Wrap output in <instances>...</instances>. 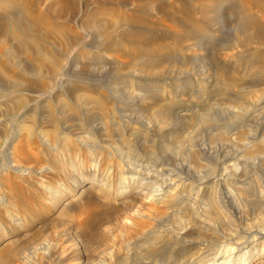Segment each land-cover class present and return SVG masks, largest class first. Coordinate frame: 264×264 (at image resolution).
<instances>
[{"label": "rangeland", "instance_id": "1", "mask_svg": "<svg viewBox=\"0 0 264 264\" xmlns=\"http://www.w3.org/2000/svg\"><path fill=\"white\" fill-rule=\"evenodd\" d=\"M15 1L16 0H14L13 2L12 1L6 2L5 4H11V5L17 4L19 6V5H23L24 3V0H22L23 2L22 1L18 2V0L17 2ZM130 1H131V4L126 7L127 10L125 9L127 12L134 11L135 10L134 8H136V5H139L141 3L140 1L138 2L135 0L134 1L130 0ZM54 2L55 0H47L44 3L43 8L47 7V9H49L50 5H52ZM116 2L113 5H115ZM168 2L169 1H167L166 5L169 4ZM230 4L231 3L227 1H222L220 3L221 10L224 12V9H227L230 6ZM150 7H151V13H153V14L150 13V18L152 19V21L157 22V24H161V26L158 25L155 27H149V26L143 25L144 29L143 28L141 29H143L144 31H150L153 34V37L155 39H160V38L164 39L163 37L165 36H170V35L175 34L174 31H171V29L168 28V26H170L169 21L173 17L179 18L180 16L182 18L179 12H176L175 9L174 10L169 9L168 11L169 15L162 16V14L156 13L157 11H155L156 8L153 4H151ZM91 9L93 10V8ZM172 11H174V13ZM168 13L166 12V14ZM27 18L28 20H30V17H27ZM67 18L68 17H65V16L54 18V24L57 27H60V29H58L60 33L58 34V36L57 35L55 36V39H53L54 41L48 42L51 50L52 51L54 50L53 53L55 52L54 55L57 54L56 56L58 59L62 58V54L64 52L63 48L65 47V34L67 35V33L70 32L69 34H72L75 36H78V35L81 36V32L78 30L76 24L74 23L70 24L68 22L69 18L68 19ZM0 19H7L6 13L1 12ZM223 19H224L223 20L224 22L222 21L220 25L211 26L210 28L211 36L214 37L215 39H220L221 41L220 49L223 48L221 51L219 49L221 54H219L220 53L219 51L215 52L216 55L212 58L213 62L210 61L211 54H208L209 59L208 58L206 59L204 57L205 56L204 54L206 53V51H208L209 45H207V47L203 46V48L202 46L200 47L197 46V48L193 47V50H191L189 54H186L185 51L176 50L171 44H169L170 42L166 39L167 37H165V39L167 40V42L165 43L166 44L168 43L169 45L168 48L170 47L169 48L170 51L175 53V56L177 57L176 62L168 60L166 58L160 59L161 60L160 61L158 58H155L152 56L149 58L150 60H146L141 63L139 62L135 66L133 65L135 67L134 69H133V66L127 65L126 63H123L121 61H118L119 63L121 62L120 64L115 62L114 65L111 66L113 68L107 67V64L106 65L98 64L99 66L98 68L97 66L95 67L92 66L91 68L93 70L92 72L93 75L89 72V75L91 76H84V77H87L88 79L89 78L96 79V77H100L102 75L101 77L105 80L103 82L101 81L100 82L101 84H99L98 87H96L98 91L97 90L92 91L94 92V94L91 93V91H87L90 94L89 93L86 94L83 91L84 94L82 95L83 97L85 96V100H88V99L90 100V98H92L93 96H94L93 98H95L96 96L98 100H101V102L103 101L101 105H103L104 108H106V114L103 118H101V116H99L98 114L96 121L94 123H91V126H87L92 129L96 128L95 130L91 129V132L73 125L74 123H77V121L75 120L69 123L70 126L66 127V129L70 127L69 130L72 129V131L64 129V131L62 132L61 130H58V129L56 130L54 127H51L49 123L46 122L47 120L45 119L46 118L45 111L47 109L46 105L50 104V101L52 104L54 97L59 96V98L64 101L66 97L65 90L67 88H75L74 85H76L77 87L82 85L80 81H77V76L75 77V73L81 70L82 65L78 62H74L70 65H68L67 63V61L70 59V56L78 55L77 53H78L79 48L75 46L70 51L66 52L67 57L62 58L63 62L61 61L62 63L59 65L57 69L56 77L50 78L47 70L45 69L42 70L40 74H37V75L34 74L33 71L34 69L36 70L37 68L33 64L35 63L37 66L38 64L34 62V60L32 61L30 59L31 57L30 54L24 55L23 53L15 52V47H14L15 44L13 41H10L9 39H6L4 37L0 38V45L2 44L0 46V57L3 58V59L0 58V60H2L3 63H6L8 60L11 65L13 64L12 65L14 68L13 71L15 73L17 74L19 73L21 76H23V78L27 80L36 81V79H38L37 80L38 82L39 80L40 81L45 80L46 82H48L47 89L48 87L50 88L49 89L50 91L47 90V92L49 91L50 94H48L49 93L48 92L47 96H45L44 99H42L39 95H37L38 94L37 92H32V91H27L29 94L27 92L25 93V91L22 93L18 92L16 94L10 89H8L10 86H12L13 81L15 79L14 77L15 75L13 73L3 74L0 72V264H165V263L169 264L170 262H175V264L176 263L184 264L183 262H185L189 257L194 255L196 252H198L200 250L198 248L199 247L201 248L203 244H205V242L212 243V244L216 243L215 245L216 252L219 251V249H223V252L225 250L226 252L225 256H227V260H228L227 264H235L234 262L236 258L238 260L237 256L240 255L242 251H245V250L247 251L248 249H250L249 247L251 246L250 243H252L251 242L252 238L254 236L261 235V233L264 234V213H263L264 212V207H263L264 206V194H263L264 189H262L264 187V169H263L264 168V150L262 151L263 154L260 153L261 152L260 149H258L260 150L259 153L258 152L256 153V149L255 150L253 149L254 151L251 149L247 150L249 154H251L250 152H252L257 157L256 156L253 157L254 159L250 164L251 166L248 167L250 172L246 175L247 177L244 176L241 179L244 187L242 184L238 186H234V187L230 186L229 188L231 189V194L233 193L234 197L233 195H228L229 196L228 197L226 194L220 193V191L218 190L219 187H217L216 192H218V194L216 193V199L218 198L217 199L218 202L216 200L215 207L212 206L207 193H205V196L204 195L195 196V194H193L196 192L195 190L190 189L191 190L190 191L189 188L187 190L186 187H184L185 188L184 189L182 185L180 184V179L184 178L185 176H188V177L191 176V178L192 179L194 178L195 180L199 178L200 180H203L207 175H210L209 170L211 169L210 167H212L213 165L212 163H209L210 162L209 159L211 160L216 156V154H213L214 153L213 151H215L216 153L217 150L221 146L226 145V144L231 147H234V146L244 147L245 144H243V142L247 143L246 142L247 136H249V134L254 133V130L256 129L257 124H258L256 122L264 117V114H257L259 110V106L254 105L259 99L258 96L261 97L262 95H264V92H263L264 91V84H263L264 77L262 80V76H264V73H262L264 72V62L262 63L257 62L256 66L253 65L251 68L247 66L249 63L246 61V60L249 61V58L251 59L257 56L259 53L263 54L264 47H262V49L260 47H257L254 50L256 45L254 43H249L248 45V43L245 41L247 40L246 36L248 32L241 31L237 27L236 23L234 22L235 18L225 17ZM232 20H233V23L231 22ZM92 22L94 24L98 23L105 27L107 25L108 30L112 29L111 31L117 32V34L121 32V29L129 28V27H124V28L119 27V24L117 25L116 19H112V18L108 19L107 17L102 16V15L95 16L92 19ZM165 25H167V27ZM145 26L147 27V30ZM67 27H70V31L65 30V33L62 32L63 29ZM230 28L231 29L234 28V29L231 30ZM165 39L164 41H166ZM243 40L247 44L248 47L243 42ZM86 42H89L88 38H86ZM161 43H164V42L162 41ZM189 43L191 44L192 41H190ZM243 43H244V46H243ZM249 46L251 47V49ZM124 47L128 49L131 47L134 48L133 45H127V44ZM198 47L200 48V50ZM252 49H253V52H252ZM180 51L182 53H180ZM195 51H196V55L201 54L202 57L197 56L194 58V61L189 60V58ZM245 51L248 52V54ZM250 51L252 52V55H250L251 54ZM256 51H257V55H256ZM177 53H180V54H177ZM101 54L103 53L101 52ZM183 54H186V55L183 56ZM187 55L188 56L190 55V56L186 57ZM223 55L224 57L227 56L225 57L226 59L224 57L222 58L223 61H226L224 65H223V61H221L222 59H220V56H223ZM185 57L186 59H184ZM215 57L218 60H216ZM184 60L190 61V62H186ZM245 61L246 63H244ZM215 62H216V65L218 63L219 65L227 68L229 71H234L235 77L237 76L236 73H238L239 75L241 73L243 66L246 65L243 68L244 70H242L243 72L241 73V75H239L241 77L239 86L241 87L242 85L244 88L241 87L242 88L241 89L239 87L238 90H236L237 92L234 90V93L238 94L241 91L242 92L241 94L246 96V99L244 102L245 104L240 103L241 105H238L239 103L237 102L238 101L237 98L239 94L234 96L233 91H230L231 95L228 93L229 91H222V92L217 91L216 92L215 89L217 88L216 86H218L216 85L218 82L217 80H216L217 83L214 82L215 80L213 78L214 76L211 75L213 67L216 66V65H213V63ZM241 62L243 65L241 64ZM207 63H209L210 68ZM182 64L186 65V68H188L186 70H188V72H187V75L185 74V76L181 77V71H183V68H184L182 67ZM238 64H240L241 68L238 67L239 66ZM152 66L154 67V69L151 70ZM26 67L27 69H30L31 67L33 69L31 68V70L29 71H22ZM140 67L142 69H139ZM229 67L230 68L232 67V68L230 69ZM233 67H235V69H237L238 67L239 69H237L236 71ZM108 68L112 69V70L109 69V71H112L113 73H115L114 76H110V75L108 76V74L104 72L105 70H108ZM248 68H249V73L246 76L245 73L246 71L248 72V70H246ZM250 70H252L253 73ZM100 71L104 72L103 74H107V77H105L106 75H103L102 72L100 73ZM159 72H162V73H159ZM169 72L173 73L171 74L172 76L170 75ZM197 72L199 73V75ZM27 73L28 74L30 73V74L28 75ZM148 73L150 74V76L148 75ZM98 74L100 75L97 76ZM152 75L153 77H151ZM165 75H168V76H165ZM249 75L254 76L255 77V78L253 77L254 79H257V78L259 79L254 80ZM205 76H207V78ZM172 77H174L175 79ZM116 78L118 80H116ZM212 78L214 80H211ZM245 78H247V80ZM155 79H158V80H155ZM207 79L208 81L210 80L209 84L206 81ZM71 81L73 82V85ZM145 82L147 84H152L154 82L153 85H157V86L160 85L159 86L160 88L163 86L161 88V91L162 92L164 91L163 92L164 94H162L161 92L160 95L157 96V99L160 100L164 104L170 102L169 100H172L170 95L171 96L174 95L176 97V100H177L176 105L178 104L177 106L179 107L177 106L173 107V110L175 111L173 110L171 111L170 109H172V107H169L170 108L169 110L170 112L173 113L174 120L176 119L175 128H177V130H176V133H173V135L171 134V131L165 132V134H163V139H162L163 141L165 139V142L167 141L168 143H171L169 144V147L164 146V147L156 148L154 145L157 143L153 141L154 139L153 140L151 139L150 141L148 140V142L145 141L144 143H147L145 145L141 141L143 140L141 138L142 136L140 137V134L143 135V125L140 124V122H142L143 120L145 121L146 118H149V116L153 113V110L149 109L150 107L149 105H151L152 104L151 102L155 100L153 96H147L146 94H143L142 92H139L136 89L137 87L147 85L145 84ZM69 83L71 86L69 85ZM108 83H111V85ZM175 83L180 88H182V86H184L185 84L189 86L188 88L184 89L185 91L181 89L179 91L173 92V88L176 85ZM117 84H118V88H115L117 87L116 86ZM55 85L57 86L55 87ZM170 85L171 86L173 85V87H171ZM53 87L54 88L59 87L60 90L58 89L59 91H55L54 93V91L52 92ZM107 87H109L110 90ZM249 87H251L252 90ZM170 90H172L173 92L172 94L170 93ZM113 91H116V92H113ZM83 92L80 91L79 95H81V93ZM166 92L168 93V95H166ZM257 92H260V93H257ZM51 93H53V95H51ZM63 94H64V99H63ZM111 94L113 96H111ZM116 94H124L125 97L127 98H130L132 96L134 97L135 95L138 94L137 96L140 97L143 101L146 100L144 102L145 105H141L139 107L133 106L132 108H125L123 102L122 104L119 99H118L119 101L115 100L117 98ZM227 94H229L228 95L229 98L227 97ZM112 97L114 98L116 97V98L114 99ZM200 97L202 98V100L200 99ZM233 97L234 98L236 97V98L232 99ZM19 98L24 99L23 105L18 104ZM107 98H109L110 100ZM102 99H105V100H102ZM233 100L235 101L233 102ZM201 101L202 102L204 101L203 104ZM250 101H255V102L252 103ZM42 102H43V105H40L42 104ZM232 102L234 103L233 105H232ZM246 103L251 104L250 109H248L249 105L245 106ZM234 105L237 107L236 108L232 107ZM93 106L91 105L90 109L94 112L99 113L100 107L98 106V108H95L96 106L95 104ZM117 106L119 107V109H117ZM262 106L264 107V104H262L260 107ZM244 107L245 109L247 108L248 110L242 111ZM208 109L210 110L212 114L214 115L216 114L219 120L218 122L222 121L221 124H224L223 121L225 119L223 117L224 115H221L220 113L229 112L232 109H233L232 112L235 111V113L238 114V118H237L238 120L236 119L234 122L228 124L227 127H230V129L228 128L229 130L224 128L225 126L223 125H222V128L220 125L218 126V122H217V125L213 126L211 129H206L200 124V122H198L197 118L205 115L204 112L207 113L209 111ZM120 110H122V113H120L121 112ZM251 110L253 114L252 116H250ZM240 111L244 113L242 112L239 113ZM245 112L246 113L248 112V113L245 114ZM117 113H119L120 116ZM140 113H142V115ZM198 114H200V116ZM241 114L243 115V119H242ZM195 115H196V119H195ZM250 117H251V120H249ZM113 118H114V121H112ZM109 120H111L112 122H115L114 124L116 128L117 127L118 128L116 129L114 125L113 126L107 125V123L105 122H108ZM135 121H137V123ZM193 121L194 123L192 124ZM240 121L243 124L239 123ZM251 121L253 123H251ZM53 128L55 129V131ZM108 128L111 130L106 131V129ZM184 128L186 130H184ZM222 130L223 131L225 130L226 133L225 132L220 133V132H223ZM238 130H240L241 132L239 131V133H236L238 132ZM208 131L210 132L208 133ZM243 131L245 132V134L244 133L241 134ZM250 131L252 133H250ZM145 132L148 133V131H145ZM211 132L213 133L212 135H211ZM119 133L121 135H119ZM149 134L154 135L155 132L154 134L153 132ZM216 134H219V135L216 136ZM179 135L181 136L177 138V136ZM240 135L243 136L242 137L243 139L240 138L241 137ZM118 136H120V138ZM121 136L124 138L122 139ZM208 137L210 138V140L208 139ZM214 137L215 138L217 137L218 139L217 138L214 139ZM133 139H134V142L137 141L138 139L139 140L138 142H135L134 144V142L131 143ZM224 139H226V141ZM171 140H174V141L171 142ZM236 140H238L237 142L240 144H237ZM122 142H125V143L122 144ZM139 143H142V145ZM132 146L134 147L132 148ZM147 146L148 148H146ZM208 146H210L211 148ZM212 146H214L215 149ZM151 147H154L155 150L151 149ZM160 149L161 151H159ZM167 150H169V152H167ZM155 151L158 152V154ZM135 153H139L141 156L143 155L146 158L145 161L147 163L144 162V165H146L148 169H151L152 164H153L152 168L156 171H160L164 175L163 177H164L165 182L166 180H169V182H166V185L168 187L166 186L165 188V191L169 188L166 194L169 198L168 197L164 198L166 199V201L162 199L164 200L163 203L165 202L168 208L167 207L165 208V205H164L165 203L161 205L162 200H160V202H153L151 200L143 201V198L141 196H138L139 195L137 194L138 192L140 193L145 192V189L146 191L152 190L153 189L152 185L148 187L149 189L147 187L146 188L143 187L141 190H138V191L137 189L129 188L131 186L130 177H134L136 179L134 186L137 187V183L140 182V178L142 179V175H143V172H140L138 170L140 165H141L140 168H142V164H141L142 161L137 160V158H135L136 157ZM159 153L161 154L159 155ZM189 153L191 154L193 153V154L191 155ZM200 153L201 155L203 156L205 155V156L203 157L199 155L200 158L196 157ZM259 157H261L260 158L261 161L260 159L259 160L257 159ZM197 162L199 163L198 165H197ZM156 164H157V169H156ZM126 166L130 170H124ZM190 168H194V170ZM218 168L219 170H221L222 168L221 164L218 165ZM256 168H259V169L257 170ZM261 168L263 172L261 171ZM131 169L134 171V173L133 171H131ZM257 171H260V172H257ZM219 173L220 171L216 170L215 175H218ZM253 173L256 176H254ZM257 173H259L260 175ZM250 174H252L253 176ZM257 176L259 177V179ZM248 177L251 179L250 181ZM209 183L212 184L213 182L211 181ZM251 184L255 187L254 188L252 186L254 191L252 190L250 194H245L244 190L248 188L251 189ZM260 184L261 186L262 185L263 186L259 188ZM245 185H248V186H245ZM169 190H171V192ZM189 191L191 192V195ZM181 192L183 193L181 194L182 196L179 195ZM241 192H244L245 195H243ZM255 192L262 193V195L261 194L257 195V193ZM186 193L188 194L186 195ZM185 195H186V198H185ZM182 197H184L183 198L184 200L182 199ZM204 197H206L207 199L205 200ZM192 198H194L193 199L194 201L191 200ZM229 198L231 199L234 198V199L228 200ZM172 199H175V200H172ZM208 201L210 202L209 204L210 206L208 205ZM251 201L253 202V204ZM173 202L174 203L176 202V205H173ZM185 202L187 203L186 206L184 205ZM199 202L200 204H198ZM231 203L233 205H231ZM254 203L256 204V206ZM169 204L170 206H168ZM182 205L183 207H181ZM157 206H159L160 209ZM174 207L179 210L177 209L174 210L175 209ZM244 207L246 208L244 209ZM240 208L241 210L244 209L242 210L243 212L240 210ZM185 210L186 211L188 210L189 213L188 211L186 212ZM210 210H213V211H210ZM171 211L173 212L175 211L174 213L172 212L173 215H171L170 213ZM178 211L181 213H179ZM237 211H240L241 213ZM183 213L184 215H182ZM214 213L215 214L217 213L216 215L218 216L216 217ZM222 215H223V219H222ZM260 215H263V217ZM175 217H178L180 219L175 218ZM182 217L183 218L185 217V219L183 220ZM189 217L191 218V220ZM218 218H221V220H219ZM155 220H157V222H155ZM193 220H196V221H193ZM224 220L227 224L224 222ZM170 221H173V224ZM188 221H193V222H188ZM177 222H179L180 224H178ZM200 222H203V223H200ZM191 223L192 224L195 223V224H193L192 226ZM208 223L209 224L211 223V226H209ZM165 224H167L168 227ZM171 224L174 226V228L172 227ZM177 224L179 226H177ZM196 224L199 225V228H200V225L203 224L201 225L202 227L200 228L201 230L198 228V225ZM162 225L165 227L162 228L163 227ZM185 225H187V227H185ZM194 225H196L197 227L196 226L194 227ZM189 226L190 227L192 226L191 227L192 229L189 228ZM183 227H185L186 229ZM225 227L228 231L225 229ZM170 228H171V232L173 231L174 233V238L170 237L172 235V233L170 234ZM234 228L238 230V233L236 232ZM163 229L164 231L166 230L167 231L164 232ZM197 229L198 231H196ZM177 230H178V234L176 235L175 232ZM179 230H182V231H179ZM193 231L195 232V234ZM208 231L212 233L210 232L208 233ZM153 232H156V233L153 234ZM161 232L162 233L164 232L163 233L164 235ZM219 232L221 235L223 234L222 238L224 239H220L221 235L219 234ZM148 235L149 236L151 235V236L148 237ZM168 236L172 239L173 242L170 241L171 239ZM198 238L199 240H202V241L200 242L197 241ZM208 238L212 239V240L209 239V241L211 242L206 240ZM152 239H154L153 242L151 241ZM155 239L157 240L155 241ZM192 239L195 241V243ZM203 239L205 240V242ZM226 239L228 240L226 241ZM165 240L166 242H164ZM175 240L176 242L179 243V245L178 243L175 244L176 242L174 243ZM259 240L261 239L257 238L256 241L254 242L258 243ZM221 241L223 242L220 243ZM188 242L190 243L188 244ZM164 243H165V246H164ZM155 244H157L156 247H159L157 250H156V247H154ZM260 244L253 245L252 253L254 252L260 253L261 250L262 251L264 250V245L261 246ZM166 246L169 248H167ZM171 246L172 247L176 246V247L175 248L173 247L172 249L170 248ZM152 247L155 248V250L152 249ZM166 248L169 250H167ZM189 250L191 251L190 253H189ZM167 251H171V252L167 253ZM191 253L193 254L189 255ZM165 255L167 258L165 259L166 261L164 262L163 256ZM179 255H180V258H179ZM256 257H259V256L257 255ZM262 258H259L263 260L259 264H264V257ZM167 259H169V262L167 261ZM223 259L224 257L220 260V262L224 261ZM255 260H251V264H256L257 260L256 261ZM181 261L183 262L181 263ZM198 263L199 262L196 261V263L194 264H198ZM199 264H204V262L199 263Z\"/></svg>", "mask_w": 264, "mask_h": 264}, {"label": "bare ground", "instance_id": "2", "mask_svg": "<svg viewBox=\"0 0 264 264\" xmlns=\"http://www.w3.org/2000/svg\"><path fill=\"white\" fill-rule=\"evenodd\" d=\"M13 2L14 0H0V13H6L7 15V19H0V38L1 37H4L6 39H9L10 41H13L14 44H15V52H19V53H23L24 55L26 54H30V59L34 62H36L38 64V66L34 63H32L34 66H36V70L34 69L33 73L34 74H40L42 70H47L48 74H49V77H56V72H57V69L59 67V65L63 62L62 58L64 57H67V54L66 52L70 51L72 48H74L75 46H77L79 49H78V55H73V56H70V59L67 61L68 65L74 63V62H78L82 65V68L80 71L76 72L75 73V77L77 76V81H80L81 82V86H75V88H67L65 90V99H64V94H63V100H61L59 98V96L57 97H54L53 99V103L51 104V101H50V104H47L46 106V111H45V116H46V122L49 123V125L51 127H54L56 130H61L62 132L64 131V129H66V127L70 126L69 123L72 122V121H77V123H74L73 125L77 126V127H80V128H83L84 130H87V131H90L91 132V129L90 127H87V126H91V123H94L97 119V115L99 114V116H101V118H103L106 114V108H104L103 105H101L103 103V101L101 102V100H98L95 96V98H90V100H85V96L83 97L82 94H84V92L87 94L89 92L87 91H91V93L94 94V92L92 91H95L97 90L96 87H98L99 84H101L100 82L104 81L105 79H103L101 76L100 77H96V79H91V78H87V77H84V76H91L89 75V72L92 74L93 70H92V66H97V68L99 67L98 64H107V67H110V68H113L111 67L112 65H114L115 62L119 63L118 61H121L123 63H126L127 65H131V66H135L136 64H138L139 62H143V61H146V60H150L149 58L150 57H155V58H158L159 60L160 59H163V58H166L168 60H171V61H177V57L175 56V53L171 52L170 51V47L168 48V43L166 44L165 42H167V40L170 42L169 44H171L176 50H181V51H185L186 54H189L191 52V50H193V47H196L197 46H203L204 47H207V45H209L208 47V51H206V53L203 55L206 59L209 57L208 54H211V60L212 58L216 55L215 52L219 51V49L221 48V41L220 39H215L214 37L211 36L210 34V28L211 26H218L221 24V22L224 20L223 18L225 17H232V18H235L234 19V22L236 23L237 27L241 30V31H244V32H248L247 34V40H245L248 45L249 43H254L256 45V47L254 48V50L257 48V47H260L262 49V47H264V0H135V1H140L141 3L139 5H136V8H134L135 10L132 11V12H127V6L131 4V1L128 2L127 0H55V2L50 5L49 9L46 8H43L44 7V3L47 1V0H24V3L23 5H11V4H5L6 2ZM19 1H22V0H18ZM118 1V2H116ZM134 1V0H133ZM132 1V2H133ZM167 1H169L168 5H166ZM188 1V2H187ZM222 1H227L230 4V6L227 8V9H224V12L221 10L220 8V3ZM17 2V0L15 1ZM23 2V1H22ZM116 2L115 5H113L114 3ZM137 3V2H136ZM224 3V2H223ZM19 4V3H18ZM153 4L155 6V11H157L156 13L158 14H162V16H167L169 15L168 11L169 9H175L176 12H179V14L182 16V18L179 16L176 17V18H172L169 23H170V26H168L169 29H171V31H174L175 34L173 35H170V36H165L167 37L165 39V37H163L166 41H164V39L160 38V39H155L153 37V34L150 32V31H144V27L143 25H146V26H149V27H155V26H161V24H157V22L155 21H152V19L150 18V13H151V7L150 5ZM93 6V7H92ZM112 6V7H111ZM133 6V5H132ZM135 6V5H134ZM131 7V6H130ZM93 8V10L91 9ZM79 9V11H78ZM126 9V10H125ZM130 10V9H129ZM16 12V14H15ZM153 12V11H152ZM166 12L168 14H166ZM174 13V11H172ZM171 13V12H170ZM172 13V14H173ZM153 14V13H151ZM97 15H102V16H105L107 17L108 19L112 18V19H116L117 21V25L119 24V27H129L128 29L125 28V29H121V32L117 34V32H112L111 30H108L107 28V25L106 27L105 26H102L98 23L94 24L92 22V19L97 16ZM174 15V14H173ZM60 16H65V17H68V22L71 24V23H74L76 24L78 30L81 32V36L78 35V36H75V35H72V34H69L70 32L67 33V35L65 34V47L63 48L64 49V52L62 54V58H57V54L54 55L53 51L51 50L48 42H52L54 41L53 39H55V36L60 33L58 29H60V27H57L55 24H54V18H57V17H60ZM2 17V16H1ZM27 17H30V20H28ZM153 17V16H152ZM3 18V17H2ZM154 20V19H153ZM163 22V21H162ZM224 22V21H223ZM233 23V20L231 21ZM68 23V24H69ZM161 23V22H160ZM168 23V24H169ZM234 23V24H235ZM165 24V23H164ZM167 24V25H168ZM163 25V24H162ZM167 25H165L167 27ZM233 25V24H232ZM145 26V27H146ZM164 26V25H163ZM234 27V26H233ZM143 28V29H141ZM231 29V28H230ZM234 29V28H232ZM231 29V30H232ZM65 30L67 31H70V27H67V28H64L62 32L65 33ZM143 30V31H142ZM146 30H147V27H146ZM188 30V31H186ZM238 30V29H237ZM235 32V31H234ZM239 32V31H238ZM84 35V36H83ZM245 37V38H246ZM86 38L89 39V42H86ZM244 38V39H245ZM57 39V38H56ZM164 42V43H161V42ZM188 41V42H187ZM192 41V43L190 44L189 42ZM223 41V40H222ZM186 42V43H185ZM195 42V43H193ZM244 42V40H243ZM245 43V42H244ZM244 43H243V46H244ZM133 45L134 48H126L124 47L125 45ZM227 44V43H226ZM246 44V43H245ZM2 45V44H1ZM0 45V46H1ZM136 45V46H135ZM157 45V47H156ZM224 45V44H223ZM226 46V45H225ZM247 46V44H246ZM245 46V47H246ZM129 47V46H128ZM198 47V48H199ZM224 47V46H223ZM248 47V46H247ZM250 47V46H249ZM223 49V48H222ZM220 49V51L222 50ZM249 49V48H247ZM251 49V47H250ZM259 49V48H258ZM260 49V50H261ZM197 50V49H195ZM200 50V48H199ZM198 50V51H199ZM180 51V53H182ZM219 51V52H220ZM258 51V50H257ZM257 51H256V55H257ZM262 51V50H261ZM101 52L103 54H101ZM193 52V51H192ZM202 52V51H201ZM205 52V51H204ZM246 52V51H245ZM251 52V51H250ZM252 52H253V49H252ZM252 52L250 55H252ZM260 52V51H259ZM258 52V53H259ZM264 52V51H263ZM261 52V53H263ZM10 53V52H9ZM180 53H177V54H180ZM215 53V54H214ZM248 54V52H246ZM255 53V52H254ZM11 54V53H10ZM70 54V53H69ZM176 54V55H177ZM186 54H183L186 55ZM221 54V52L219 53ZM224 54V53H223ZM246 54V55H247ZM3 55V54H2ZM54 55V57H53ZM106 55V56H104ZM213 55V56H212ZM228 55V54H227ZM248 55V56H250ZM8 56V55H7ZM182 56V58H183ZM190 56V55H189ZM188 55L186 57H189ZM197 56H201V54H197L196 55V51L191 55V57L189 58V60L191 61H194V58L197 57ZM255 56V54H254ZM26 57V56H25ZM186 57L184 59H186ZM224 57L223 56H220V59H222ZM227 57V56H225ZM224 57V58H225ZM253 57V56H252ZM1 59H3L2 57H0ZM69 58V57H68ZM229 58V57H228ZM249 58V57H248ZM13 59V58H12ZM180 59V58H179ZM178 59V60H179ZM188 59V58H187ZM209 59V58H208ZM216 59V57H215ZM226 59V58H225ZM181 60V59H180ZM218 60V59H216ZM62 61V62H61ZM161 61V60H160ZM186 61V60H184ZM198 61V60H197ZM203 61V60H202ZM209 61V62H210ZM223 61V59L221 60ZM249 64L247 66L251 67L253 65L256 66L257 62H264V53L263 54H258L257 56L253 57V58H249V61L246 60ZM246 61L244 63H246ZM120 62V63H121ZM166 62V61H165ZM186 62H190V61H186ZM208 62V61H207ZM219 62V61H217ZM226 61H223V65ZM119 63V64H120ZM122 63V64H123ZM228 63V62H227ZM146 64V63H145ZM167 64V63H166ZM171 64V63H170ZM209 65V63H207ZM242 64V62H241ZM13 65V64H12ZM10 64V62L7 60L6 63H3L2 60H0V72L3 73V74H8V73H13L15 76V79L13 81V84L12 86H10L8 89H10L11 91H13L14 93H22L25 91V93L27 91H32V92H37L42 99L45 98V96H47V93L50 91L49 87L47 89V83L45 80H39V82L37 81L38 79H36V81H32V80H27L25 78H23V76H21L19 73H15L13 71V66ZM109 65V66H108ZM126 65V67H127ZM148 65V64H147ZM213 65H216V62L213 63ZM218 65V66H217ZM217 65L215 67H213L212 69V76H214L213 78L215 79H211V80H214V82H216L217 80V84L218 86H216L217 88L215 89L216 92L217 91H229L228 93L230 94V91H233L234 93V90H238V88L240 87V81H241V77L239 75H241V73L243 72L242 70H244L243 68L246 66H243L242 70H241V73L238 75V73H236V77L234 76V71H229L227 68L219 65L217 63ZM227 65V64H225ZM239 65V66H238ZM237 66L240 67V64H238ZM243 65V64H242ZM261 65V64H260ZM259 65V66H260ZM33 66V67H34ZM130 66V68H131ZM133 66V69L135 68ZM161 66V65H160ZM204 66V65H203ZM262 66V65H261ZM25 67V66H24ZM93 67V69H94ZM117 67V66H116ZM145 67V66H144ZM148 67V66H147ZM177 67V66H176ZM182 67L183 68V71H181V77L182 76H185V74L187 75V72L188 68H186V65H183L182 64ZM237 67V69H239ZM22 68V67H21ZM32 68V67H31ZM30 69H27L24 68L22 71H29L31 70ZM96 68V70H97ZM108 70H105L104 72L108 74V76H114L115 73H113L112 71H109ZM137 68V67H136ZM143 68V66H142ZM141 67L139 69H142ZM171 68V67H170ZM209 68H210V65H209ZM230 68V67H229ZM232 68V67H231ZM230 68V69H231ZM235 69V67H233ZM241 68V67H240ZM250 68V69H251ZM33 69V68H32ZM138 69V68H137ZM154 69V67L152 66L151 70ZM201 69V67H200ZM237 69H235L237 71ZM258 69V68H257ZM261 69V68H260ZM259 69V70H260ZM263 69V68H262ZM112 70V69H110ZM182 70V69H181ZM186 70V71H185ZM198 70V69H197ZM196 70V71H197ZM208 70V69H207ZM248 70V72L246 71V76L247 74L249 73V68L246 69ZM75 71V70H74ZM99 71V70H98ZM103 71V70H102ZM100 71V73L102 72ZM141 71V70H140ZM164 71V70H163ZM194 71V70H193ZM203 71V70H202ZM201 71V72H202ZM206 71V70H205ZM252 73L253 71L250 70ZM32 72V71H31ZM102 72V74L104 73ZM118 72V71H117ZM143 72V71H142ZM154 72V71H153ZM152 72V73H153ZM191 72V70H190ZM207 72V71H206ZM245 72V71H244ZM99 73V72H98ZM150 73V72H149ZM148 73V75L150 76V74ZM157 73V72H156ZM159 73H162V72H159ZM158 73V74H159ZM170 73V72H169ZM198 73V72H197ZM210 73V72H209ZM264 73V72H262ZM260 73V74H262ZM2 74V75H3ZM28 74V73H27ZM30 74V73H29ZM28 74V75H29ZM95 74V73H94ZM107 74H103V75H106L105 77H107ZM147 74V73H146ZM154 74V73H153ZM173 74V73H170V75ZM207 74V73H206ZM244 74V75H245ZM256 74V73H255ZM259 74V72H258ZM257 74V76H258ZM10 75V74H9ZM23 75V74H22ZM93 75V74H92ZM100 74H98L97 76H99ZM143 75V74H142ZM156 75V74H155ZM164 75V74H163ZM162 75V76H163ZM169 75V76H170ZM192 75V74H191ZM199 75V73H198ZM118 76V75H117ZM160 76V75H159ZM165 76H168V75H165ZM172 76V75H171ZM209 76V75H208ZM243 76V75H242ZM251 76V75H249ZM262 76V75H261ZM8 77V76H7ZM10 77V76H9ZM12 77V76H11ZM47 77V76H45ZM145 77V76H144ZM153 77V75L151 76ZM201 77V75H200ZM207 78V76H205ZM240 77V78H239ZM252 78L254 76H251ZM260 77V75H259ZM263 77L262 76V80H263ZM44 78V77H43ZM111 78V77H110ZM121 78V77H120ZM174 78V77H172ZM255 78V77H254ZM253 78V79H254ZM41 79V78H40ZM115 79V78H114ZM122 79V78H121ZM169 79V78H168ZM175 79V78H174ZM185 79V78H184ZM247 80V78H245ZM250 79V78H249ZM252 79V80H253ZM259 78L257 79H254V80H258ZM261 79V78H260ZM13 80V79H12ZM75 80V79H74ZM109 80V79H108ZM116 80H118L116 78ZM146 80V79H145ZM148 80V79H147ZM155 80H158V79H155ZM171 80V79H170ZM172 81V80H171ZM207 83L209 84L210 83V80L208 81V79L206 80ZM205 81V82H206ZM261 81V80H260ZM72 82V81H71ZM128 82V81H127ZM150 82V81H149ZM157 82V81H155ZM180 82V80H179ZM188 82V81H187ZM194 82V81H193ZM256 82V81H254ZM264 82V80H263ZM51 83V82H50ZM49 83V85H50ZM76 83V82H75ZM154 83V82H153ZM152 84H147L145 82V84L147 85H144V86H141V87H137L136 89L139 91V92H142L143 94H146L147 96H153L155 98V100H153V102H151L152 104L149 105V109L153 110V113L149 116V118H146V120L140 122V124L143 125V135L140 134V137L143 139L141 140L143 143L145 141L148 142V140L150 141L151 139L153 141H155L157 144H155L154 146L157 148V147H164V146H167L169 147V144L171 143H168L167 141L165 142V139L164 141L162 140L163 139V134H165V132H170L171 131V134L173 135V133H176V130L177 128H175V120H174V117H173V113L170 112V110L172 111L173 110V107L177 106L176 103H177V100H176V97L173 95L171 97L172 100H169L170 102L168 103H162L160 100L157 99V96L160 95V93L162 92L161 91V88L163 87H159L157 85H153ZM192 83V82H191ZM242 83V82H241ZM261 83V82H260ZM106 84V83H105ZM111 85V83H108ZM119 84V83H118ZM118 84L116 85L117 87L115 88H118ZM143 84V83H142ZM156 84V83H155ZM176 84V83H175ZM189 84V83H188ZM253 84V82H252ZM264 84V83H263ZM68 85V84H67ZM70 85V83H69ZM72 85H73V82H72ZM123 85V84H122ZM127 85V84H126ZM213 85V84H212ZM57 85H55L56 87ZM71 86V85H70ZM69 86V87H70ZM72 86V87H74ZM104 86V85H103ZM106 86V85H105ZM139 86V85H138ZM169 86V85H167ZM171 86V85H170ZM189 85L185 84L184 86H182V88H180L177 84L174 86L173 88V92L174 91H179L181 89H183V91H185L184 89L188 88ZM194 86V84H193ZM214 86V87H215ZM66 87V86H65ZM173 87V85L171 86ZM213 87V88H214ZM241 87H243L241 85ZM240 87V88H241ZM109 89V87H107ZM114 88V87H113ZM203 88V87H202ZM212 88V89H213ZM244 88V87H243ZM251 89V87H249ZM255 88V87H254ZM3 89V87H2ZM7 89V90H8ZM59 87L57 88H54L53 87V90L52 92L54 91H59L58 90ZM124 89V88H123ZM122 89V90H123ZM191 89V88H190ZM242 89V88H241ZM240 89V90H241ZM248 89V88H246ZM47 90H49L47 92ZM102 90V89H101ZM110 90V89H109ZM116 90V89H115ZM121 90V88H120ZM189 90V89H188ZM204 90V89H203ZM210 90V89H209ZM244 90V89H243ZM242 90V91H243ZM252 90V89H251ZM260 90V89H259ZM80 91H84L83 93H81V95H79V92ZM98 91V90H97ZM119 91V90H118ZM205 91V90H204ZM258 91V90H257ZM64 92V91H63ZM104 92V90H103ZM113 92H116V91H113ZM124 92V91H122ZM164 92V91H163ZM162 92V94H164ZM172 90H170V93L172 94L173 93ZM191 92V90H190ZM195 92V91H194ZM209 92V91H207ZM237 92V91H236ZM256 92V91H254ZM262 92V91H261ZM264 92V91H263ZM28 93V92H27ZM100 93V92H99ZM203 93V91H202ZM206 93V92H205ZM226 93V92H225ZM232 93V92H231ZM232 93V94H233ZM242 92L240 91V93L236 94L234 93L233 95H238V105H241L240 103H244L245 102V99H246V96L242 95L241 94ZM246 93V92H245ZM244 93V94H245ZM257 93H260V92H257ZM29 94V93H28ZM33 94V93H31ZM50 94V92L48 93ZM59 94V93H58ZM90 94V93H89ZM104 94V93H103ZM102 94V95H103ZM106 94V93H105ZM199 94V93H198ZM227 94V97L228 95ZM256 94V93H255ZM51 95H53V93H51ZM110 95V94H109ZM138 95V94H137ZM137 95H135L134 97H130V98H127L125 97L124 94H116V99L114 97L115 100H120L121 103L123 102L124 103V106L125 108H132L133 106H136V107H139L141 105H145L144 102L146 101H143L140 97H138ZM145 95V96H146ZM166 95H168V93L166 92ZM183 95V94H182ZM196 95V94H195ZM200 95V94H199ZM202 95V94H201ZM214 95V94H213ZM216 95V94H215ZM222 95V94H221ZM231 95V94H230ZM232 95V96H233ZM252 95V94H250ZM261 95V94H260ZM38 96V97H39ZM90 96V95H89ZM88 96V97H89ZM111 96H113L111 94ZM142 96V95H141ZM144 96V97H145ZM217 96V95H216ZM223 96V95H222ZM49 97V96H48ZM86 97V98H88ZM91 97V96H90ZM106 97V96H105ZM108 97V96H107ZM143 97V96H142ZM198 97V96H196ZM203 97V96H202ZM208 97V96H207ZM224 97V96H223ZM252 97V96H251ZM254 97V96H253ZM62 98V96H61ZM101 98V97H100ZM146 98V97H145ZM160 98V97H159ZM185 98V97H183ZM218 98V97H217ZM222 98V97H221ZM226 98V97H225ZM224 98V99H225ZM229 98V97H228ZM236 98V97H235ZM234 97L232 99H235ZM257 98V97H256ZM258 100L257 102L254 104L256 106H259V110H258V113L257 114H264V107H260L262 104H264V95H262L261 97L258 96ZM40 99V98H39ZM52 99V98H51ZM109 99V98H107ZM144 99V98H143ZM179 99V97H178ZM181 99V98H180ZM200 99L202 100V98L200 97ZM36 100V99H35ZM102 100H105V99H102ZM110 100V99H109ZM118 100V101H119ZM197 100V99H196ZM228 100V99H227ZM231 100V99H230ZM48 101V100H47ZM112 101V100H111ZM117 101V102H118ZM235 100H233L234 102ZM45 102V101H44ZM179 102V101H178ZM200 102V101H199ZM202 102V101H201ZM204 102V101H203ZM202 102V104H203ZM232 102V105L234 104ZM247 102V101H246ZM252 103H254L255 101H250ZM122 103V104H123ZM147 103V102H146ZM198 103V102H197ZM231 103V102H229ZM12 104V103H11ZM15 104V103H14ZM18 104L19 105H23L24 104V99L23 98H19V101H18ZM29 104V103H28ZM39 104V103H38ZM45 104V103H44ZM96 105L95 108H98V106L100 107V112L97 113V112H94L92 111L90 108V106L92 105ZM121 104V105H122ZM245 104V103H244ZM18 105V107H19ZM40 105H43V102L42 104ZM243 105V104H242ZM249 105V108H251V104H247L245 106H248ZM6 106V105H5ZM33 106V105H31ZM113 106V105H112ZM21 107V106H20ZM36 107V106H34ZM38 107V106H37ZM135 107V108H136ZM147 107V106H146ZM169 107H172V109H170ZM179 107V106H177ZM230 107V106H229ZM232 107H237V106H232ZM253 107V106H252ZM45 108V107H44ZM94 108V106H93ZM134 108V109H135ZM256 108V107H255ZM15 109V108H14ZM39 109V108H38ZM42 109V108H41ZM117 109H119V107L117 106ZM170 109V110H169ZM181 109V107H180ZM210 109V108H209ZM208 109V110H209ZM213 109V108H212ZM224 109V108H223ZM230 109V108H229ZM234 109V108H233ZM232 109V110H233ZM239 109V108H238ZM247 108L242 110V111H246L248 110ZM22 110V109H21ZM131 110V109H130ZM207 110V111H208ZM211 110V109H210ZM210 110L204 114L203 116H200V114H198L200 117L197 118L198 122H200V124L206 128V129H211L213 126L217 125V122L219 121L216 114H212L210 112ZM222 110V109H221ZM229 111V112H225V113H220L221 115H224V119L225 120L223 121L224 124H221V122H218V126L220 125L221 128H222V125L225 126L224 128L226 129H230V127H227L228 124L234 122L237 118H238V114L234 112ZM11 111V110H10ZM16 111V110H15ZM14 111V112H15ZM96 111V110H95ZM98 111V110H97ZM122 113V110H120ZM175 111V110H173ZM239 111V110H238ZM242 111H240L239 113H241ZM31 112V111H30ZM29 112V113H30ZM255 112V110H254ZM253 112V113H254ZM13 113V111H12ZM116 113V112H115ZM124 113V112H123ZM127 113V112H126ZM178 113V112H177ZM200 113V112H199ZM244 113V112H242ZM248 113V112H247ZM245 112V114H247ZM28 114V113H27ZM119 114V113H117ZM142 115V113H140ZM150 114V113H149ZM255 114V113H254ZM32 115V114H31ZM125 115V114H124ZM139 115V114H138ZM175 115V114H174ZM218 115V114H217ZM250 115V114H249ZM252 110H251V115L252 116ZM35 116V114H34ZM43 116V117H45ZM109 116V115H108ZM120 116V114H119ZM131 116V114H130ZM216 116V118H215ZM242 116V119H243V115L241 114ZM255 116V115H254ZM259 116V115H258ZM42 117V115H41ZM114 117V115H113ZM116 117V116H115ZM125 117V116H124ZM136 117V116H135ZM222 117V116H221ZM248 117V116H247ZM38 118V117H37ZM110 118V117H109ZM130 118V117H129ZM176 118V117H175ZM139 119V118H138ZM144 119V118H143ZM195 119H196V115H195ZM222 119V118H221ZM248 119V118H247ZM258 119V118H256ZM255 119V120H256ZM39 120V119H38ZM108 120V119H107ZM140 120V119H139ZM238 120V119H237ZM241 120V119H239ZM251 120V117L250 119ZM41 121V120H40ZM105 121V120H104ZM114 121V118L113 120ZM111 120H109L108 122H105L107 123V125H114L115 126V122H112ZM257 121V120H256ZM45 122V123H46ZM118 122V121H117ZM116 122V123H117ZM137 123V121H135ZM187 122V121H186ZM197 122V123H198ZM250 122V121H249ZM47 123V124H48ZM194 123V121L192 122V124ZM237 123V122H236ZM239 123H242L241 121ZM251 123H253L251 121ZM256 123L257 124V127L256 129L254 130V133H252L250 131V133L252 134H249V136H247V143H244L245 146H238V147H231V146H228L226 143V145H223L221 146L217 152L215 153V151H213L214 153L213 154H216V156L213 158V159H209V163H212V167H210L211 169L209 170L210 171V175H207L203 180H200L197 179L195 180L194 178L192 179L191 176L188 177V176H185L184 178L180 179V184L182 185V187H186L187 190L189 188V190H195L196 192L193 193L195 194V196H205V193L208 194L209 196V200L211 201V204L213 207H215V204H216V193L218 194V192H216V188L219 187V191L220 193L222 194H226L227 196L228 195H233L234 197V194L232 193L231 194V189L229 188L230 186L231 187H234V186H238L240 184L243 185L241 179L246 176L250 170L248 169L249 166H251V162L253 161V157H255L256 155L252 152H250L251 154L248 153L247 150H255L256 149V153L261 150L260 153H262V151L264 150V117L260 120H258ZM199 124V125H200ZM234 124V123H233ZM243 124V123H242ZM188 125V124H186ZM191 125V124H190ZM197 125V124H196ZM232 125V124H231ZM230 125V126H231ZM239 125V124H238ZM96 126V125H95ZM178 126V125H177ZM251 126V125H250ZM255 126V125H254ZM50 127V128H51ZM72 127V126H71ZM94 127V126H93ZM187 127V126H186ZM189 127V126H188ZM191 127V126H190ZM198 127V126H197ZM233 127V126H232ZM49 128V127H48ZM53 128V129H54ZM70 128V127H69ZM69 128H67L66 130H69ZM103 128V127H102ZM116 128V126H115ZM118 128V127H117ZM116 128V129H117ZM216 128V127H215ZM244 128V127H243ZM242 128V129H243ZM54 129V131H55ZM94 129V128H93ZM92 129V130H93ZM96 129V128H95ZM94 129V130H95ZM115 129V130H116ZM180 129V128H179ZM199 129V128H198ZM205 129V130H206ZM219 129V128H218ZM225 129V130H226ZM228 129V130H229ZM111 129H106V131H110ZM157 130V131H155ZM183 130V129H182ZM184 130H186L184 128ZM203 130V129H202ZM225 130L223 132H220V133H224ZM69 131H72L69 130ZM145 131H148V133H146ZM155 132L154 135H150L149 133L151 132ZM201 131V129H200ZM207 131V130H206ZM215 131V129H214ZM217 131V130H216ZM220 131V130H219ZM240 130H238V132L236 133H239ZM210 131H208L209 133ZM213 132V131H212ZM211 132V135L213 134ZM241 132V131H240ZM93 133V132H92ZM136 133V132H135ZM200 133V132H199ZM218 133V132H217ZM219 133V134H220ZM226 133V132H225ZM229 133V132H228ZM231 133V132H230ZM245 134V132L243 131L241 134ZM94 134V133H93ZM169 134V133H168ZM181 134V133H180ZM207 134V133H206ZM215 134V132H214ZM219 134H216L219 135ZM232 134V133H231ZM72 135V133H71ZM74 135V134H73ZM99 135V134H98ZM119 135H121L119 133ZM137 135V134H136ZM236 135V134H235ZM96 136V135H95ZM111 136V135H109ZM134 136V135H133ZM170 136V135H169ZM181 135L177 136L180 137ZM194 136V135H193ZM197 136V135H196ZM209 136V135H207ZM206 136V137H207ZM214 136V135H213ZM212 136V137H213ZM226 136V135H225ZM239 136V134H238ZM241 136V135H240ZM120 138V136H118ZM139 137V138H140ZM211 137V138H212ZM219 137V136H218ZM227 137V136H226ZM230 137V136H229ZM237 137V136H236ZM243 136H241L240 138H242ZM121 138L123 139L124 137L121 136ZM126 138V137H125ZM129 138V137H128ZM138 138V137H136ZM169 138V137H168ZM193 138V137H192ZM217 138V137H216ZM214 137V139H216ZM245 138V136H244ZM135 139V138H134ZM134 139L133 141H131V143L134 142ZM176 139V138H175ZM208 139L210 140V138L208 137ZM213 139V138H212ZM218 139V138H217ZM239 139V138H237ZM243 139V138H242ZM118 140V139H117ZM136 140V139H135ZM139 140V139H138ZM135 141V142H138ZM193 140V139H192ZM226 141V139H224ZM223 140V141H224ZM174 140H171V142H173ZM176 141V140H175ZM179 141V140H178ZM177 141V142H178ZM195 141V140H194ZM238 140H236L237 142ZM242 141V140H241ZM134 142V144H135ZM192 142V141H190ZM197 142V141H196ZM125 143V142H122V144ZM183 143V142H182ZM214 143V142H212ZM242 143V142H241ZM133 144V145H134ZM137 144V143H136ZM142 145V143H139ZM147 144V143H144V145ZM150 144V143H149ZM178 144V143H177ZM192 144V143H190ZM222 144V143H221ZM237 144H240L237 142ZM183 145V144H182ZM187 145V144H185ZM212 145V144H211ZM235 145V143H234ZM181 146V145H180ZM189 146V144H188ZM134 146H132L133 148ZM179 147V146H178ZM195 147V146H194ZM193 147V148H194ZM210 147V146H208ZM214 148V146H212ZM131 148V147H130ZM138 148V147H137ZM141 148V147H140ZM148 148V146L146 147ZM174 148V147H172ZM211 148V147H210ZM136 149V148H135ZM151 149H154V147H151ZM178 149V148H177ZM215 149V148H214ZM260 149V150H258ZM132 150V149H131ZM143 150V149H141ZM146 150V149H145ZM158 150V149H157ZM164 150V149H163ZM170 150V149H169ZM169 150H167V152H169ZM198 150V149H197ZM253 150V151H254ZM258 150V151H257ZM151 151V150H150ZM161 151V149L159 150ZM174 151V150H173ZM200 151V150H199ZM206 151V150H205ZM134 152V151H133ZM138 152V151H137ZM141 152V151H140ZM156 152V151H155ZM246 152V153H245ZM152 153V152H151ZM158 154V152H156ZM166 153V152H165ZM134 154V153H133ZM132 154V155H133ZM145 154V152H144ZM153 154V153H152ZM161 153H159L160 155ZM191 154V153H189ZM193 154V153H192ZM191 154V155H192ZM195 154V153H194ZM206 154V153H205ZM208 154V153H207ZM263 154V153H262ZM200 154H198V156L196 157H199L200 158ZM209 155V154H208ZM135 158H137V160H140L142 161V168L141 165H140V169L138 168V170L140 172H143V175H142V179L140 178V182L137 183V187L134 186L135 184V178L134 177H130V183H131V186L129 187L130 189H137L138 190H141L143 187L144 188H148L149 186L152 185V190H147L145 189V192H138L137 194H139L138 196H141L143 198V201L144 200H151L153 202H160V200L168 197L166 194H167V189L165 191V188H166V182H169V180H164V175L160 172V171H156L154 170L152 167H153V164H152V167L151 169H148L146 165H144V162H146V158L142 155H140L139 153H135ZM146 156V155H145ZM148 156V155H147ZM203 156V155H201ZM205 156V155H204ZM203 156V157H204ZM261 156V155H260ZM128 157V156H127ZM163 157V156H162ZM194 157V155H193ZM210 157V156H209ZM257 157V156H256ZM131 158V157H129ZM202 158V157H201ZM261 157L257 158L258 160L260 159ZM162 159V158H161ZM183 159V158H182ZM193 159V158H192ZM195 159V157H194ZM208 159V158H207ZM148 161V160H147ZM163 161V160H162ZM191 161V160H190ZM261 161V159H260ZM128 162V160H127ZM188 162V161H186ZM196 162V161H195ZM126 163V162H125ZM147 163V162H146ZM149 163V162H148ZM205 163V162H204ZM136 164V162H135ZM138 164V163H137ZM183 164V163H182ZM199 163L197 162V165ZM201 164V163H200ZM222 166L221 170H219L218 168V165ZM253 164V163H252ZM179 165V164H178ZM181 165V164H180ZM257 165V164H256ZM184 166V165H183ZM182 166V167H183ZM186 166V165H185ZM189 166V165H188ZM193 166V165H192ZM261 166V165H260ZM138 167V166H137ZM194 167V166H193ZM200 167V166H199ZM262 167V166H261ZM150 168V166H149ZM218 168V169H217ZM254 168V167H253ZM252 168V170H253ZM260 168V167H259ZM259 168H256L257 170ZM124 169V168H123ZM122 169V170H123ZM156 169H157V164H156ZM173 169V168H172ZM190 169H193L194 168H190ZM201 169V168H200ZM209 169V168H208ZM251 169V168H250ZM264 169V168H263ZM124 170H130L129 168H126ZM137 170V171H138ZM188 170V169H187ZM216 170L220 171V173L218 175H215L216 173ZM251 170V171H252ZM131 171H133L131 169ZM164 171V170H163ZM180 171V170H179ZM192 171V170H191ZM196 171V170H195ZM202 171V170H201ZM204 171V170H203ZM261 171L263 172L262 168H261ZM166 172V171H165ZM173 172V170H172ZM254 172V171H253ZM256 172V170H255ZM257 172H260V171H257ZM134 173V171H133ZM183 173V172H182ZM181 173V174H182ZM172 174V173H171ZM180 174V175H181ZM194 174V172H193ZM259 174V173H257ZM197 175V174H196ZM252 175V174H250ZM254 175V173H253ZM252 175V176H253ZM260 175V174H259ZM258 175V176H259ZM262 175V174H261ZM170 176V175H169ZM179 176V175H178ZM201 176V175H200ZM199 176V177H200ZM256 176V175H254ZM257 176V177H258ZM247 177V176H246ZM261 177V176H260ZM173 178V177H172ZM203 178V177H202ZM128 179V178H127ZM167 179V178H166ZM249 181L251 180L249 177H248ZM259 179V177H258ZM173 180V179H172ZM213 182L212 184H210L209 182L211 181ZM174 181V180H173ZM178 182V181H177ZM247 182V181H245ZM244 182V183H245ZM257 182V181H256ZM246 184V183H245ZM248 184V183H247ZM176 185V184H175ZM245 186H248V185H245ZM250 186V185H249ZM252 184H251V189L248 188L245 191V194H250L253 190L252 188ZM256 186V185H255ZM263 186V185H262ZM261 184L259 186L262 187ZM168 187V186H167ZM244 187V185H243ZM254 187V186H253ZM247 188V187H246ZM255 188V187H254ZM89 189V188H88ZM149 189V188H148ZM185 189V188H184ZM243 189V188H242ZM264 189V187L262 188ZM190 190V191H191ZM256 190V189H255ZM261 190V189H260ZM131 191V190H130ZM171 192V190H169ZM189 191V192H190ZM241 191V190H240ZM254 191V190H253ZM257 191V190H256ZM186 192V191H185ZM188 192V193H189ZM259 192V191H258ZM186 193V195L188 194ZM204 193V194H203ZM235 193V191H234ZM243 195L244 192H241ZM254 193V192H253ZM257 193V192H255ZM177 194V193H176ZM179 194V193H178ZM181 194H183L182 192L179 194L180 196H182ZM258 194H261L262 193H257ZM264 194V193H263ZM169 195V194H168ZM171 195V193H170ZM169 195V196H170ZM173 195V194H172ZM186 195H185V198H186ZM190 195H191V192H190ZM254 195V194H252ZM175 196V195H174ZM193 196V195H192ZM191 196V197H192ZM194 196V197H195ZM219 196V195H218ZM222 196V195H221ZM224 196V195H223ZM251 196V195H250ZM172 197V196H171ZM229 197V196H228ZM232 197V196H231ZM253 197V196H252ZM256 197V196H255ZM169 198V197H168ZM184 197H182L183 199ZM188 198V196H187ZM199 198V197H198ZM205 200L207 199L206 197H204ZM194 198H192L191 200H193ZM231 198H229L228 200H230ZM234 199V198H233ZM231 199V200H233ZM243 199V198H242ZM252 199V198H251ZM166 201V199H164ZM161 202V205L164 204L163 201ZM172 200H175V199H172ZM184 200V199H183ZM182 200V201H183ZM187 200V199H185ZM196 200V199H195ZM202 200V199H201ZM263 200V198H262ZM261 200V201H262ZM181 201V200H180ZM149 202V201H148ZM187 202V201H186ZM185 202V206H186V203ZM218 202V200H217ZM245 202V201H244ZM252 202V201H251ZM257 202V201H256ZM197 203V202H196ZM225 203V202H224ZM236 203V201H235ZM243 203V202H242ZM145 204V202H144ZM200 204V202L198 203ZM207 204V203H206ZM210 204V202L208 201V205ZM240 204V203H239ZM238 204V205H239ZM253 204V202H252ZM255 204V203H254ZM165 205V208L167 207L166 203L164 204ZM173 205H176V202L174 203L173 202ZM178 205V204H177ZM180 205V204H179ZM222 205V204H220ZM231 205H233L231 203ZM170 206V204L168 205ZM172 206V204H171ZM210 206V205H209ZM244 206V205H243ZM256 206V204H255ZM254 206V207H255ZM150 207V206H149ZM159 208V206H157ZM163 207V206H162ZM176 207V206H175ZM174 207V208H175ZM183 207V205L181 206ZM189 207V206H188ZM206 207V206H205ZM222 207V206H221ZM258 207V206H257ZM264 207V206H263ZM164 208V207H163ZM168 208V207H167ZM171 208V207H170ZM173 208V206H172ZM178 208V206H177ZM177 208H175L174 210H176ZM211 208V207H209ZM208 208V209H209ZM238 208V207H237ZM246 207H244L245 209ZM253 208V207H252ZM151 209V208H149ZM153 209V208H152ZM160 209V208H159ZM162 209V208H161ZM181 209V208H180ZM186 209V208H185ZM188 209V208H187ZM192 209V208H191ZM207 209V211H208ZM239 209V208H238ZM242 209V210H244ZM154 210V209H153ZM179 210V209H177ZM183 210V209H182ZM241 210V208H240ZM241 210V211H242ZM254 210V209H253ZM152 211V210H151ZM158 211V210H157ZM186 211V210H185ZM188 211V210H187ZM186 211V212H187ZM191 211V210H190ZM210 211H213V210H210ZM224 211V210H223ZM232 211V210H231ZM263 211V210H262ZM154 212V211H153ZM173 211H171V215ZM175 212V211H174ZM173 212V213H174ZM179 212V211H178ZM177 212V213H178ZM206 212V211H205ZM218 212V211H217ZM237 212H240V211H237ZM243 212V211H242ZM255 212V211H254ZM152 213V212H150ZM176 213V214H177ZM181 213V212H179ZM189 213V211H188ZM241 213V212H240ZM239 213V214H240ZM259 213V212H258ZM264 213V212H263ZM155 214V213H153ZM162 214V212H161ZM194 214V213H193ZM215 214V213H214ZM217 214V213H216ZM215 214V215H216ZM228 214V212H227ZM238 214V216H239ZM262 214V213H261ZM175 215V214H174ZM181 215V214H180ZM184 215V213L182 214ZM189 215V214H188ZM187 215V217H188ZM195 215V214H194ZM203 215V214H202ZM220 215V214H219ZM243 215V214H242ZM150 216V215H149ZM157 216V215H156ZM198 216V214H197ZM196 216V217H197ZM214 216V215H213ZM218 215H216L217 217ZM263 217V215H260ZM172 217V216H171ZM194 217V216H193ZM225 217V215H224ZM169 218V217H168ZM174 218V217H173ZM172 218V219H173ZM175 218H178V217H175ZM183 218V217H182ZM190 218V217H189ZM211 218V217H210ZM214 218V217H213ZM228 218V217H227ZM230 218V217H229ZM151 219V218H150ZM180 219V218H178ZM185 219V217L183 218V220ZM188 219V218H187ZM199 219V217H198ZM217 219V218H216ZM219 220H221V218H218ZM222 219H223V215H222ZM225 219V218H224ZM231 219V218H230ZM145 220V219H144ZM159 220V219H158ZM161 220V219H160ZM164 220V219H163ZM176 220V219H175ZM189 220V219H188ZM191 220V218H190ZM211 220V219H210ZM162 221V220H161ZM169 221V220H168ZM193 221H196V220H193ZM193 221H188V222H193ZM204 221V219H203ZM146 222V221H145ZM155 222H157V220H155ZM172 224H173V221H170ZM180 222V221H179ZM179 222H177L178 224H180ZM183 222V221H182ZM222 222V221H221ZM225 222V220H224ZM197 223V222H196ZM200 223H203V222H200ZM226 223V222H225ZM233 223V221H232ZM169 224V223H168ZM171 224V225H172ZM177 224V226H179ZM190 224V223H189ZM195 224V223H193ZM193 224L191 223V225L193 226ZM205 224V223H204ZM209 224V223H208ZM224 224V223H223ZM227 224V223H226ZM225 224V225H226ZM143 225V224H142ZM151 225V224H150ZM167 225V224H165ZM182 225V223H181ZM180 225V226H181ZM184 225V224H183ZM198 225V224H196ZM194 225V227L196 226ZM203 225V224H201ZM200 225V228H202ZM220 225V224H219ZM224 225V226H225ZM252 225V224H251ZM148 226V225H147ZM163 226V225H162ZM191 226V227H192ZM209 226H211V223L209 224ZM231 226V225H230ZM234 226V225H233ZM239 226V225H238ZM165 226H163L162 228H164ZM168 227V225H167ZM172 227L174 228V226L172 225ZM185 227H187V225H185ZM183 227V228H185ZM189 226V228H191ZM197 227V226H196ZM151 228V227H150ZM148 228V229H150ZM153 228V227H152ZM161 228V229H162ZM180 228V227H179ZM198 228H199V225H198ZM199 228V229H200ZM236 228V227H235ZM234 228V229H235ZM239 228V227H238ZM147 229V227H146ZM160 229V230H161ZM166 229V228H165ZM178 229V228H177ZM186 229V228H185ZM192 229V228H191ZM190 229V230H191ZM195 229V228H194ZM223 229V228H222ZM226 229V227H225ZM174 230V229H173ZM201 230V229H200ZM219 230V229H218ZM224 230V229H223ZM227 230V229H226ZM236 232L238 233V230L235 229ZM234 230V231H235ZM240 230V229H239ZM144 231V230H143ZM156 231V230H155ZM164 231V229H163ZM167 231V230H166ZM164 231V232H166ZM179 231H182V230H179ZM187 231V230H186ZM198 231V229L196 230ZM228 231V230H227ZM163 232V233H164ZM194 232V231H193ZM204 232V231H203ZM207 232V231H206ZM210 231H208L209 233ZM240 232V231H239ZM156 233V232H153V234ZM162 233V232H161ZM162 233V234H163ZM172 233V235L170 236L171 238H174V233L173 231L171 232V228H170V234ZM176 235L178 234V230L175 232ZM187 233V232H185ZM212 233V232H210ZM227 233V232H226ZM149 234V233H147ZM160 234V233H158ZM156 234V235H158ZM180 234V233H179ZM190 234V233H189ZM195 234V232H194ZM220 234V232H219ZM217 234V235H219ZM250 234V233H249ZM254 234V233H253ZM152 235V233H151ZM150 235V236H151ZM164 235V234H163ZM166 235V234H165ZM209 235V234H208ZM216 235V236H217ZM221 235V234H220ZM223 235V234H222ZM221 235V238L220 239H224L222 238L223 236ZM229 235V233H228ZM148 235V237H150ZM155 236V235H154ZM197 236V235H196ZM201 236V235H200ZM199 236V238H200ZM242 236V235H241ZM254 236V235H253ZM169 237V236H168ZM169 237V238H170ZM182 237V236H181ZM184 237V236H183ZM208 237V236H206ZM215 237V235H214ZM260 237V238H259ZM158 238V237H157ZM166 238V236H165ZM170 238V239H171ZM199 238L197 239V241H202V240H199ZM202 238V237H201ZM218 238V239H219ZM228 238V237H226ZM232 238V237H231ZM261 239L259 240L258 243L254 242L256 241V239ZM264 234L261 233V235L259 236H254L251 240L252 243H250V249H248L247 251H242L240 255H238V260L236 258L235 260V264H248L250 263L251 264V260H257L256 264H259L261 263V261H263L262 257H264V250L260 251V253H252V250H253V245H256V244H260L261 246L264 245ZM143 239V238H142ZM147 239V238H146ZM151 239V238H150ZM160 239V238H159ZM182 239V238H181ZM187 239V238H186ZM209 239L211 238H208L206 240L209 241ZM234 239V238H233ZM154 239H152L151 241L153 242ZM157 239H155L156 241ZM164 240V239H162ZM174 240V239H173ZM177 240V238H176ZM176 240L174 241V243L176 242ZM193 240V239H192ZM204 240V239H203ZM212 240V239H211ZM228 239H226L227 241ZM154 241V242H155ZM159 241V240H158ZM168 241V240H167ZM172 241V239L170 240ZM169 241V242H170ZM179 241V240H178ZM183 241V240H182ZM181 241V242H182ZM194 241V240H193ZM219 241V240H218ZM224 241V240H223ZM223 241H221L220 243H222ZM258 241V240H257ZM142 242V241H140ZM146 242V241H145ZM150 242V243H152ZM166 242V240L164 241ZM168 242V243H169ZM173 242V241H172ZM171 242V243H172ZM205 242V240H204ZM203 242V243H204ZM211 242V241H209ZM213 242V241H212ZM149 243V244H150ZM161 243V242H160ZM163 243V242H162ZM167 243V244H168ZM178 242H176L175 244H177ZM190 242H188L189 244ZM195 243V241H194ZM197 243V242H196ZM214 243V242H213ZM159 244V243H158ZM173 244V243H172ZM174 244V245H175ZM181 244V243H180ZM227 244V243H226ZM179 245V243H178ZM177 245V246H178ZM216 243L215 244H212V243H206L203 244V246L198 249H200L198 252H196L194 255H192L193 253L189 254V255H192L191 257H189L185 262L181 261V263L183 262L184 264H194L196 263V261H198L199 263H203L204 264H227L228 260H227V256H225L226 252L224 250L223 252V249H219V251L216 252ZM225 245V244H224ZM157 244H155L154 247H156ZM162 246V245H160ZM164 246H165V243H164ZM170 246V245H168ZM167 247V246H166ZM174 248L176 246H173ZM173 247L171 246L170 248L173 249ZM159 247H156V250L158 249ZM161 248V247H160ZM169 248V247H167ZM166 248V249H167ZM186 248V247H185ZM188 248V247H187ZM190 248V247H189ZM193 248V247H192ZM152 249L155 250V248L152 247ZM162 249V248H161ZM160 249V250H161ZM180 249V248H179ZM169 250V249H167ZM171 250V249H170ZM178 250V249H177ZM182 250V249H181ZM187 250V249H186ZM193 250V249H191ZM185 251V249H184ZM196 251V250H195ZM240 251V250H239ZM158 252V251H157ZM168 252H171V251H167ZM191 251L189 250V253ZM150 253V252H149ZM152 253V252H151ZM156 253V252H154ZM153 253V254H154ZM160 253V252H159ZM164 253V252H163ZM176 253V252H175ZM186 253V252H184ZM177 254V253H176ZM179 254V252H178ZM187 255V256H189ZM259 256V257H256V256ZM224 257V261L220 262V260ZM166 255L163 256V259H164V262L166 261ZM179 258H180V255H179ZM226 258V260H225ZM259 258H262V259H259ZM186 259V258H185ZM230 260V259H229ZM255 260V261H256ZM167 261L169 262V259H167ZM167 262V263H168ZM178 262V261H177ZM237 262V263H236ZM121 263V262H119ZM163 263V262H162ZM198 263V264H199ZM166 264V263H165ZM169 264H175V262H170ZM177 264V263H176ZM180 264V263H179Z\"/></svg>", "mask_w": 264, "mask_h": 264}]
</instances>
